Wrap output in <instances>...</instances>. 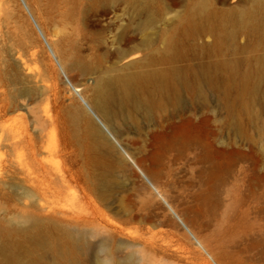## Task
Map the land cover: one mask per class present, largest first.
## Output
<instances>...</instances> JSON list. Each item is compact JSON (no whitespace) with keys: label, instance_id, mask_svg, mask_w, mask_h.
Instances as JSON below:
<instances>
[{"label":"rangeland","instance_id":"374dc122","mask_svg":"<svg viewBox=\"0 0 264 264\" xmlns=\"http://www.w3.org/2000/svg\"><path fill=\"white\" fill-rule=\"evenodd\" d=\"M0 93V264H264V0H0Z\"/></svg>","mask_w":264,"mask_h":264},{"label":"bare ground","instance_id":"6f19581e","mask_svg":"<svg viewBox=\"0 0 264 264\" xmlns=\"http://www.w3.org/2000/svg\"><path fill=\"white\" fill-rule=\"evenodd\" d=\"M262 4H263V2H262ZM227 15H229V14H227ZM240 19H242V18H240ZM244 19L241 20V23H243V24L246 21V18H244ZM230 20L231 19H229V22H230ZM254 23H255V21L252 23V25ZM229 26H230V24H229ZM244 26H245V24H244ZM241 27H242V25H241ZM233 28H236V27L234 26ZM244 28H246V26ZM229 29H227V31ZM236 30H238V29H236ZM239 30H241V29H239ZM225 35H226V33H225ZM118 39H120L119 42H117L114 39H111L109 41V46H110V49H111L110 54L112 56H115L116 57V61L119 62L120 60H122L124 57H127V56H131L130 58L137 57V52L139 50V46L136 43L133 42L134 36L122 34ZM32 46L34 47V44H31L30 46H28V47H26L24 49H21L19 51L18 55L20 56V59H21L20 61L23 63L22 65L25 66V68H26V70L28 72H32L33 78L35 77L38 81L42 82V86L41 87L43 89V92L47 94V98H49V99L52 98V100H54L55 102H57L56 101L57 92L54 89L52 83L49 82V78H51L52 73L50 74L49 72H47L44 69H39V66H34V64L37 61V55H36V51L35 50H32ZM169 68L170 67L166 66L168 76L165 77V72L163 71V72H161V75H158V77H157V83H158V85L162 89H164L167 94H168V91L169 90H172V88H173V85H171V83H170L171 78L169 76H171V74H170V71L171 70ZM117 77H118L117 78L118 83L121 86V91L123 92V95H125V96L128 95V94H130V93H132L134 86L140 81V76H138L137 74H124V75H118ZM105 86H106V81L105 80L98 79L96 81V85H95V89H96V99L94 101V106L97 109V111H99V113L105 119H110L112 117V115H111V112H110L109 108L107 107V104L109 103V101H111V96L108 94V91L105 88ZM167 94H166L167 99L168 100H171V96H169V94L168 95ZM84 111L85 110L81 106H77L74 109V113H73L74 118L77 119V118L81 117V115L84 114ZM47 116L49 117L50 121H53L54 120V119L50 118L49 115H47ZM183 122H185V121L183 120ZM34 223H32V224H34ZM72 246H73V249L75 251H83V249L86 248V242L83 240V238L81 236H73V238H72ZM6 260L9 261V259H7V258H6ZM21 264H35V263L26 262V263H21Z\"/></svg>","mask_w":264,"mask_h":264}]
</instances>
